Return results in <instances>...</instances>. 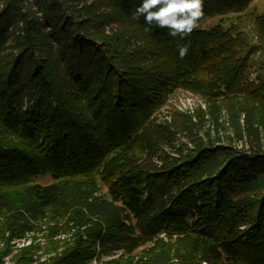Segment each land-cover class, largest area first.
<instances>
[{
  "label": "trees",
  "instance_id": "obj_1",
  "mask_svg": "<svg viewBox=\"0 0 264 264\" xmlns=\"http://www.w3.org/2000/svg\"><path fill=\"white\" fill-rule=\"evenodd\" d=\"M24 1L0 0V263L12 239L41 231L55 249L71 231L72 244L44 264L113 253L123 260L104 264H264V79L238 81L257 50L247 17L264 35L251 0H204L200 27L184 39L146 32L143 17L132 19L141 0H101L124 25L116 41L146 42L135 57L103 34L93 5L34 0L39 20ZM180 44L190 45L182 59ZM147 55L152 65L136 67ZM165 84L199 94L207 113L151 119ZM42 174L53 181L34 184ZM101 183L107 193L94 196ZM162 233L182 245L162 244ZM32 248L12 263L30 264Z\"/></svg>",
  "mask_w": 264,
  "mask_h": 264
},
{
  "label": "rangeland",
  "instance_id": "obj_2",
  "mask_svg": "<svg viewBox=\"0 0 264 264\" xmlns=\"http://www.w3.org/2000/svg\"><path fill=\"white\" fill-rule=\"evenodd\" d=\"M93 5L89 9L95 13L100 15H105L106 19L102 20V31L103 34L111 39V43L115 45L117 51L124 56H137L140 49L145 46L146 42L142 40L139 35L131 36V35H124L120 41H116L115 37L118 36L123 32L124 25L121 24L120 20L114 16L108 6L101 0H74L72 4L74 5ZM25 10H30L31 15L33 17H37L39 20L43 19L42 11L38 9L37 4L34 0H25L24 1ZM247 12L255 11L258 14L264 15V0H251L246 8ZM110 19V20H109ZM217 17H213L205 22L204 28H210L215 24ZM247 26V29H246ZM18 27L21 29V24L18 23ZM257 25L247 17V21L244 27L245 32H247L250 40V44L257 47L256 52L252 53L247 62V67L244 72L239 75L238 81L239 83H248L254 86L259 84L258 77L264 79V39L263 34H259L256 30ZM49 28H46L47 31ZM17 33H21V30H17ZM124 33V32H123ZM9 43V42H8ZM133 63L136 67H148L151 66V58L150 56H139L138 59H134ZM78 73L75 74L78 77ZM164 89L162 101L159 107L153 112L152 118H156L158 121H170L171 115L174 113H178L181 115H186L192 117L194 121L197 120L196 115L198 113H207L208 104L206 101L197 93L191 92L189 90L182 89L181 87L174 86L172 84H165L162 87ZM188 103V104H187ZM27 99L23 100L22 104V111L25 110L27 107ZM208 115V114H207ZM207 115H205V119L208 120ZM222 119L226 118V114L224 112L221 113ZM210 123L206 122L204 125L200 126L202 128V132L205 131L208 127H210ZM214 133V132H213ZM230 132H224V130H220L217 137H220V141H225V136L228 135ZM214 137L216 134L214 133ZM213 139V137H211ZM184 138L179 139V143H186L184 142ZM53 181V178L50 174H42L36 177L33 180V183L40 186L49 185ZM107 193V186L104 184L99 185L98 191L94 194V196L105 195ZM189 224H191V220H189ZM44 229V227L42 228ZM44 233L41 231L37 232H28L24 238H16L10 241V245L12 246V252L3 257L0 264H13L12 263V255L15 254L19 249L24 247H33L32 248V260L30 264H44L45 262L49 261L51 257L60 256L62 252L67 248L66 244H72L70 242V232L58 234L53 240H55V249H52L51 244L47 241L48 239H44ZM159 242L162 244L168 245L171 249L175 247H180L182 245V241L180 238L176 236H168L165 233H162L157 238ZM69 245V246H70ZM3 246V242L0 241V247ZM152 244L147 245L144 248H141L136 253L135 260H137L140 255H144L145 257L143 260L146 259V253L152 249ZM125 259V257H124ZM123 260L120 257V254H112L111 256H101L98 259L95 257L91 258L88 261H85L84 264H104L111 261H118ZM172 264H179L178 261L173 260Z\"/></svg>",
  "mask_w": 264,
  "mask_h": 264
},
{
  "label": "clouds",
  "instance_id": "obj_3",
  "mask_svg": "<svg viewBox=\"0 0 264 264\" xmlns=\"http://www.w3.org/2000/svg\"><path fill=\"white\" fill-rule=\"evenodd\" d=\"M141 17L146 32H150L151 26L155 25L167 29L171 37L184 39L200 27V20L204 17V0H141L132 19L138 21ZM189 47L178 45L181 59L188 54Z\"/></svg>",
  "mask_w": 264,
  "mask_h": 264
},
{
  "label": "built area",
  "instance_id": "obj_4",
  "mask_svg": "<svg viewBox=\"0 0 264 264\" xmlns=\"http://www.w3.org/2000/svg\"><path fill=\"white\" fill-rule=\"evenodd\" d=\"M187 104H188V103H187ZM113 254H115V255H116V254H120V253H113ZM107 257H109V256H107Z\"/></svg>",
  "mask_w": 264,
  "mask_h": 264
}]
</instances>
